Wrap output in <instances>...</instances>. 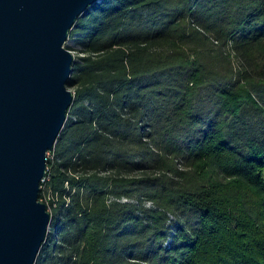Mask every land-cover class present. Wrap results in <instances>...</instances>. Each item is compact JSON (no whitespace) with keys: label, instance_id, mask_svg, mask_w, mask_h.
Instances as JSON below:
<instances>
[{"label":"trees","instance_id":"obj_1","mask_svg":"<svg viewBox=\"0 0 264 264\" xmlns=\"http://www.w3.org/2000/svg\"><path fill=\"white\" fill-rule=\"evenodd\" d=\"M72 38L36 264H264V0H100Z\"/></svg>","mask_w":264,"mask_h":264},{"label":"water","instance_id":"obj_2","mask_svg":"<svg viewBox=\"0 0 264 264\" xmlns=\"http://www.w3.org/2000/svg\"><path fill=\"white\" fill-rule=\"evenodd\" d=\"M100 0H0V264H36L53 221L40 200L75 92L69 50Z\"/></svg>","mask_w":264,"mask_h":264},{"label":"rangeland","instance_id":"obj_3","mask_svg":"<svg viewBox=\"0 0 264 264\" xmlns=\"http://www.w3.org/2000/svg\"><path fill=\"white\" fill-rule=\"evenodd\" d=\"M68 47H69V50L73 52V54L75 55L76 57V60H80V57H81V54L79 53V50L82 49V45L77 41L76 38H72L69 43H68ZM232 49V45H230L228 47V51ZM232 61L234 63H237V58L235 56V54L233 53L232 54ZM71 90V89H70ZM74 92V90H71ZM151 206V205H150ZM172 220L174 221V218H172Z\"/></svg>","mask_w":264,"mask_h":264},{"label":"built area","instance_id":"obj_4","mask_svg":"<svg viewBox=\"0 0 264 264\" xmlns=\"http://www.w3.org/2000/svg\"><path fill=\"white\" fill-rule=\"evenodd\" d=\"M45 180H46V179H45ZM45 180H44V181H45Z\"/></svg>","mask_w":264,"mask_h":264}]
</instances>
